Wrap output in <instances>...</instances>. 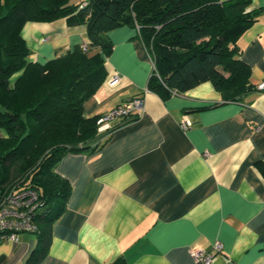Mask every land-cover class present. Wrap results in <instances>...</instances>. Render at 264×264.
Masks as SVG:
<instances>
[{
    "label": "crops",
    "instance_id": "obj_1",
    "mask_svg": "<svg viewBox=\"0 0 264 264\" xmlns=\"http://www.w3.org/2000/svg\"><path fill=\"white\" fill-rule=\"evenodd\" d=\"M21 34L39 62L89 42L85 24L65 17L26 21ZM107 35L109 75L83 112L103 113L135 95L143 109L112 120L97 149L67 151L56 163L71 190L38 264H106L118 255L128 264H203L188 248L211 249L216 240L222 249L208 264H264V174L256 164L264 162V86H257L264 80V11L237 39L254 86L232 101L209 80L161 96L146 86L152 65L136 27ZM35 244L31 231L0 240V264L22 263Z\"/></svg>",
    "mask_w": 264,
    "mask_h": 264
},
{
    "label": "trees",
    "instance_id": "obj_2",
    "mask_svg": "<svg viewBox=\"0 0 264 264\" xmlns=\"http://www.w3.org/2000/svg\"><path fill=\"white\" fill-rule=\"evenodd\" d=\"M264 7L251 0H0V199L13 187L34 188L44 205L36 244L20 264H38L50 229L65 209L69 181L55 165L67 151L95 150L111 128L97 131L101 113L83 102L107 79V32L128 24L154 61L146 86L165 97L209 80L223 100L253 88L237 39ZM65 17L84 23L89 42L44 62L29 58L21 34L26 21ZM19 71L10 80V76ZM264 174V162L256 161ZM106 264H128L123 255Z\"/></svg>",
    "mask_w": 264,
    "mask_h": 264
},
{
    "label": "built area",
    "instance_id": "obj_3",
    "mask_svg": "<svg viewBox=\"0 0 264 264\" xmlns=\"http://www.w3.org/2000/svg\"><path fill=\"white\" fill-rule=\"evenodd\" d=\"M149 59L152 67H154V61L150 55ZM114 81H116V76L109 79V82ZM257 86L263 87L264 80L260 81ZM172 93L177 92L173 91ZM142 109L143 97L132 96L124 103L101 113L97 118V129L100 132L106 131L111 127L112 120L135 116ZM190 123L186 115L180 121L183 128H187ZM43 205L42 199L34 188L30 186L11 188L0 199V240H17L18 234L22 231H36L38 229L37 218ZM221 249L222 243L216 240L211 249L190 246L188 252L195 261L208 264L213 255Z\"/></svg>",
    "mask_w": 264,
    "mask_h": 264
},
{
    "label": "rangeland",
    "instance_id": "obj_4",
    "mask_svg": "<svg viewBox=\"0 0 264 264\" xmlns=\"http://www.w3.org/2000/svg\"><path fill=\"white\" fill-rule=\"evenodd\" d=\"M138 38H139V36H137ZM140 39V38H139ZM141 40V39H140ZM19 71H16V72H14L11 76H10V80H12V78L13 77H15L16 75H18L19 73H18ZM97 126H98V124H97ZM97 131H98V129H97ZM98 132H100V131H98Z\"/></svg>",
    "mask_w": 264,
    "mask_h": 264
}]
</instances>
